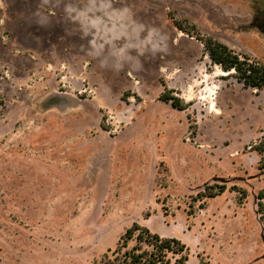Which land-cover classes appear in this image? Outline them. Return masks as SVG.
<instances>
[{
  "label": "rangeland",
  "instance_id": "rangeland-1",
  "mask_svg": "<svg viewBox=\"0 0 264 264\" xmlns=\"http://www.w3.org/2000/svg\"><path fill=\"white\" fill-rule=\"evenodd\" d=\"M190 24L264 64V0H0V264H97L133 223L264 264V88Z\"/></svg>",
  "mask_w": 264,
  "mask_h": 264
},
{
  "label": "trees",
  "instance_id": "trees-1",
  "mask_svg": "<svg viewBox=\"0 0 264 264\" xmlns=\"http://www.w3.org/2000/svg\"><path fill=\"white\" fill-rule=\"evenodd\" d=\"M175 26L182 32H186L182 23L176 22ZM189 28L196 32V39L202 44L207 57L223 72L234 74L235 79L246 88L256 90L264 88V64L248 55L235 52L210 36H200L193 24H190ZM159 98L163 102L170 103L177 110L185 108L182 100L167 93L166 88ZM3 104V97L0 94V109ZM190 128L194 129L191 126ZM250 150L254 151L259 158V169L264 170V127L260 131V136L250 146ZM231 189L241 193L240 200L245 198V191L237 187H231ZM225 190V186L217 187L216 191H212L211 187H206L204 192L198 195L214 198ZM256 198L257 213L264 225V190L260 191ZM187 260L188 249L179 239L162 237L146 226L133 223L120 237L116 247L113 250L107 249L97 264H186Z\"/></svg>",
  "mask_w": 264,
  "mask_h": 264
}]
</instances>
